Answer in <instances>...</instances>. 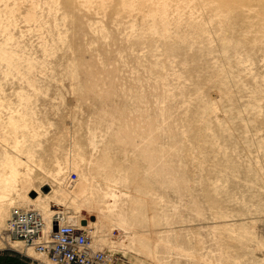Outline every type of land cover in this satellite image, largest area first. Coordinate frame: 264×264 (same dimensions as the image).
I'll return each instance as SVG.
<instances>
[{
    "label": "rangeland",
    "instance_id": "1",
    "mask_svg": "<svg viewBox=\"0 0 264 264\" xmlns=\"http://www.w3.org/2000/svg\"><path fill=\"white\" fill-rule=\"evenodd\" d=\"M13 207L117 264H264V0H0V259L48 264Z\"/></svg>",
    "mask_w": 264,
    "mask_h": 264
},
{
    "label": "built area",
    "instance_id": "2",
    "mask_svg": "<svg viewBox=\"0 0 264 264\" xmlns=\"http://www.w3.org/2000/svg\"><path fill=\"white\" fill-rule=\"evenodd\" d=\"M7 230L13 238L49 259V264H117L115 256L95 245L88 224L68 221L59 209L53 211L49 226L40 212L13 207ZM0 264L7 263L0 259Z\"/></svg>",
    "mask_w": 264,
    "mask_h": 264
},
{
    "label": "bare ground",
    "instance_id": "3",
    "mask_svg": "<svg viewBox=\"0 0 264 264\" xmlns=\"http://www.w3.org/2000/svg\"><path fill=\"white\" fill-rule=\"evenodd\" d=\"M51 207H53V206H51ZM23 208V207H22ZM12 209V208H11ZM29 209H33V210H36L35 208H29ZM55 210H57V209H55ZM55 210H52L51 209V211H50V213L52 212L53 213V211H55ZM60 210V209H59ZM36 211H38V210H36ZM39 212V211H38ZM10 214H11V211H10ZM10 214H9V217H8V219L10 218ZM40 214H41V212H40ZM44 214H45V212H44ZM42 216H43V214H41ZM51 216H52V214L50 215V220H49V222L47 223L49 226L51 225ZM44 218V220H45V216L43 217ZM8 219H7V221H8ZM7 221H6V224H7ZM46 221V220H45ZM79 223V222H78ZM93 224H96L97 222H92ZM80 224V223H79ZM89 225V224H88ZM90 226V225H89ZM88 226V227H89ZM91 234H92V236H93V238H94V240H95V236H94V234H93V232H91ZM17 242H21L22 243V241L21 240H16ZM18 245L19 244H17L16 242H14L13 243V247H18ZM95 245L97 246V247H99V248H101V249H104V247H101L100 245V243L98 242V241H96L95 240ZM27 247V246H26ZM28 248H30V247H28ZM31 248H33V247H31ZM34 249V248H33ZM35 250V249H34ZM36 251V250H35ZM37 252V251H36ZM38 253V252H37ZM39 254V253H38ZM41 255V254H40ZM48 260V264H49V259H47Z\"/></svg>",
    "mask_w": 264,
    "mask_h": 264
},
{
    "label": "water",
    "instance_id": "4",
    "mask_svg": "<svg viewBox=\"0 0 264 264\" xmlns=\"http://www.w3.org/2000/svg\"><path fill=\"white\" fill-rule=\"evenodd\" d=\"M94 219H95V216L91 217V220H94ZM82 224L83 225H87L88 224V220H83ZM55 229H57V227H55Z\"/></svg>",
    "mask_w": 264,
    "mask_h": 264
},
{
    "label": "trees",
    "instance_id": "5",
    "mask_svg": "<svg viewBox=\"0 0 264 264\" xmlns=\"http://www.w3.org/2000/svg\"><path fill=\"white\" fill-rule=\"evenodd\" d=\"M6 262L7 264H14L13 260H10V261H4Z\"/></svg>",
    "mask_w": 264,
    "mask_h": 264
}]
</instances>
